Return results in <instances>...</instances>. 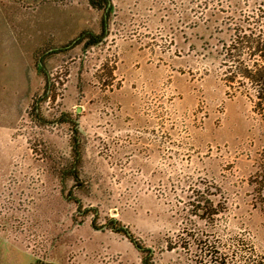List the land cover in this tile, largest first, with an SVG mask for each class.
<instances>
[{"label": "rangeland", "instance_id": "rangeland-1", "mask_svg": "<svg viewBox=\"0 0 264 264\" xmlns=\"http://www.w3.org/2000/svg\"><path fill=\"white\" fill-rule=\"evenodd\" d=\"M111 2L109 37L49 59L47 81L34 54L98 34L103 13L87 0H0V204L14 203L37 235L31 248L9 244L8 256L206 264L195 241L212 232L223 242L245 238L264 255V190L255 180L264 125L244 97H227L218 57L236 27L255 22L262 0ZM76 136L87 183L78 188L61 175ZM206 191L227 209L215 231L191 214Z\"/></svg>", "mask_w": 264, "mask_h": 264}, {"label": "trees", "instance_id": "trees-1", "mask_svg": "<svg viewBox=\"0 0 264 264\" xmlns=\"http://www.w3.org/2000/svg\"><path fill=\"white\" fill-rule=\"evenodd\" d=\"M87 1L94 11L103 13L99 33L85 30L63 48L45 52L44 55L36 52L34 59L37 58L39 78L49 81L45 65L52 57L66 54L80 46L84 50H90L109 37L113 10L111 0ZM259 12L251 27H236L230 40L221 42L218 57L221 59L223 83L228 89L227 97L234 98L237 95L244 97L251 105L253 113L264 125V0ZM30 93L31 86L28 87L27 95ZM76 135H78L77 131ZM76 138L73 148L74 162L66 171H61V175L65 183L73 181L75 188H78L85 187L87 183H81L79 180L80 172L85 167V147L81 139L77 136ZM255 180L261 195L264 190V152L260 155L259 170ZM216 197L218 194L212 191L199 192L191 204L192 216L211 227L212 231L217 229L218 223L223 220L227 211L225 203L214 201ZM110 229L115 234L124 235L139 251L146 252L134 240L127 228L119 227L116 221H111ZM36 237L35 228L29 225L14 203L5 201L0 204V264H17V261L8 256L9 244L22 242L31 248L33 238ZM222 240L216 232L198 235L195 243L198 241V246L204 248L202 252L205 254L206 264H264V255H260L247 239L233 237L225 242ZM147 253L151 252L147 251ZM21 256L23 259L21 258L22 261L19 260L18 264H47L46 259H40L29 251L22 252Z\"/></svg>", "mask_w": 264, "mask_h": 264}, {"label": "water", "instance_id": "water-1", "mask_svg": "<svg viewBox=\"0 0 264 264\" xmlns=\"http://www.w3.org/2000/svg\"><path fill=\"white\" fill-rule=\"evenodd\" d=\"M29 6H34L40 4L43 0H24Z\"/></svg>", "mask_w": 264, "mask_h": 264}, {"label": "flooded vegetation", "instance_id": "flooded-vegetation-1", "mask_svg": "<svg viewBox=\"0 0 264 264\" xmlns=\"http://www.w3.org/2000/svg\"><path fill=\"white\" fill-rule=\"evenodd\" d=\"M23 3V0H20ZM43 2H46V0H43ZM88 2V1H87ZM103 17V16H102ZM102 21V19H101ZM100 27H101V23H100Z\"/></svg>", "mask_w": 264, "mask_h": 264}, {"label": "crops", "instance_id": "crops-1", "mask_svg": "<svg viewBox=\"0 0 264 264\" xmlns=\"http://www.w3.org/2000/svg\"><path fill=\"white\" fill-rule=\"evenodd\" d=\"M28 90V89H27Z\"/></svg>", "mask_w": 264, "mask_h": 264}]
</instances>
